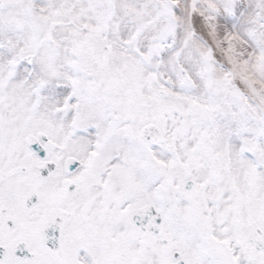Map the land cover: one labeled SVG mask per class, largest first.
I'll return each mask as SVG.
<instances>
[{
    "label": "snow or ice",
    "instance_id": "1",
    "mask_svg": "<svg viewBox=\"0 0 264 264\" xmlns=\"http://www.w3.org/2000/svg\"><path fill=\"white\" fill-rule=\"evenodd\" d=\"M0 264H264V0H0Z\"/></svg>",
    "mask_w": 264,
    "mask_h": 264
}]
</instances>
